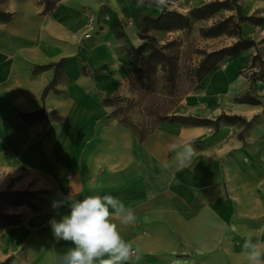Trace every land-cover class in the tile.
Masks as SVG:
<instances>
[{"label": "crops", "instance_id": "obj_1", "mask_svg": "<svg viewBox=\"0 0 264 264\" xmlns=\"http://www.w3.org/2000/svg\"><path fill=\"white\" fill-rule=\"evenodd\" d=\"M140 1L151 0H58L49 14L41 0L2 7L13 18L0 24V192H43L45 200L38 212L5 211L22 222L0 230V264H61L73 245L57 241L49 221L68 214L53 202L69 194L112 195L134 210L135 222L120 226L134 249L128 264H247L245 240L264 239V80L253 82L252 68L255 56L264 60V0L239 2L244 16L260 20L242 23L254 45L185 96L172 114L182 120L159 124L143 141L105 104L133 83L128 52L142 46L141 19L171 3ZM60 62L63 77L43 97L55 70H34ZM247 94L260 103L237 102ZM34 112L46 118L19 117ZM222 115L252 124L198 122Z\"/></svg>", "mask_w": 264, "mask_h": 264}, {"label": "trees", "instance_id": "obj_2", "mask_svg": "<svg viewBox=\"0 0 264 264\" xmlns=\"http://www.w3.org/2000/svg\"><path fill=\"white\" fill-rule=\"evenodd\" d=\"M145 4H154L151 1H140ZM44 6V14L52 13L58 4V0H41L40 3ZM236 12V16L232 15L227 17L218 23L211 26L208 30L203 29L201 31L202 37L205 39L216 38L222 35H227L229 37H237L236 42L229 48H223L215 50L204 56V59L200 62L198 67L189 72L191 77L192 88H195L210 72L215 70L219 64L228 57L236 56L240 51L251 48L254 43L246 41L242 38V23L252 22L257 24L260 22L259 19L253 17L244 16L241 13V7L239 5V0H226L219 1L215 0L205 4L202 7L192 9L187 15L180 14L176 11L164 10L163 13L157 18L145 17L143 18L144 27L141 28L140 39L142 40V46L138 48H131L128 52L130 57H134L132 63L134 65V75L140 80L141 87L146 92H150L155 86V82L158 78V73H163L166 82L175 86L176 76L178 72V66L175 58L167 53L166 46H160L154 36L149 35V31L153 30L156 32L171 33L177 31L190 30L191 27L197 21L207 20L211 17L218 15L221 11ZM13 18V14L0 9V24L9 23ZM64 62L49 66H37L34 73H38L47 69H58L63 67ZM253 69L258 68L259 72L253 73V82L264 80V60L261 59L259 55L255 56ZM60 81V74L56 70L54 80L46 88L43 97L47 95V92L54 89L55 86ZM182 96L177 99H172L169 102L170 111L180 103ZM120 97L116 96L114 98L106 99L105 104L115 108L114 115L121 125L123 124L129 128L135 136L138 137L140 141H143L156 127L148 131H141L138 126L133 125L128 119H122L119 109H116L115 102L119 101ZM239 103L248 104H259L260 101L251 97L247 94L245 97L238 99ZM161 118V123L168 121H177L181 118L168 116ZM19 117L25 123H31L38 119H44L46 116L43 112H34L29 114H20ZM182 120V119H181ZM220 121L225 123L241 122L245 125L250 126L251 123H246L243 118L240 117H230L226 115L220 116L216 122L208 120L198 121L206 124H216ZM43 192L34 191H2L0 192V230L11 226L18 225L22 222V215L8 214L5 212V208H17L21 206H27L32 211L38 212L41 210V206L44 203ZM7 264V263H5Z\"/></svg>", "mask_w": 264, "mask_h": 264}, {"label": "clouds", "instance_id": "obj_3", "mask_svg": "<svg viewBox=\"0 0 264 264\" xmlns=\"http://www.w3.org/2000/svg\"><path fill=\"white\" fill-rule=\"evenodd\" d=\"M152 2L161 8L168 4V0ZM184 152L190 156L191 149L185 148ZM65 204L70 210L68 214L59 221H49L54 238L73 245L61 257V264H128L134 249L122 237L120 226L135 222L132 208L112 195H89L80 200L70 194L63 201H54L53 208ZM257 232L264 236V226ZM243 254L247 264H264V239H246Z\"/></svg>", "mask_w": 264, "mask_h": 264}, {"label": "rangeland", "instance_id": "obj_4", "mask_svg": "<svg viewBox=\"0 0 264 264\" xmlns=\"http://www.w3.org/2000/svg\"><path fill=\"white\" fill-rule=\"evenodd\" d=\"M7 1L0 0V9L4 10L2 7ZM169 1L171 3L168 4V8L166 7L165 10L176 11L183 15H187L192 9L196 8H186L178 3L179 0ZM232 15L236 16L237 14L235 11L228 12L223 10L214 17L195 22L190 30L185 31L176 30L171 33L149 31V35L154 36L160 46H169L167 47V53L176 60L178 72L175 86L166 82L163 73L160 72L153 89L150 92H146L141 87L140 80L133 74V83L128 92L123 96H119L120 100L115 102L116 109H119L120 114H122L121 118L128 119L131 124L138 126L141 131H148L161 124V118L166 117V114L169 117L172 116L174 110L185 96L195 91L198 86L195 88L191 87L192 81L189 72L198 67L206 54L226 47L229 48L237 40V37H229L227 35L205 39L202 37L201 31L203 29L208 30L214 24ZM142 27H144L143 18L141 19L140 32ZM130 58L133 62L134 57ZM54 70L55 73L56 70L58 71L61 80L63 77L62 67ZM257 70L259 69L257 68ZM181 96L180 103L170 111L169 102ZM12 209L6 207L5 211L10 212Z\"/></svg>", "mask_w": 264, "mask_h": 264}, {"label": "built area", "instance_id": "obj_5", "mask_svg": "<svg viewBox=\"0 0 264 264\" xmlns=\"http://www.w3.org/2000/svg\"><path fill=\"white\" fill-rule=\"evenodd\" d=\"M90 30H92V29L90 28ZM87 37H90V35H89V34H87ZM256 72H259V70H257Z\"/></svg>", "mask_w": 264, "mask_h": 264}]
</instances>
